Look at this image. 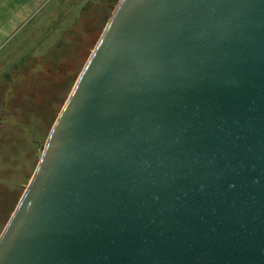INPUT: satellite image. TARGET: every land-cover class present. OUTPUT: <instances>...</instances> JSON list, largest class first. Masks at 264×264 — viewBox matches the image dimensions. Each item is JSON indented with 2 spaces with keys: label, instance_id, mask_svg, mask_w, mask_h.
Segmentation results:
<instances>
[{
  "label": "water",
  "instance_id": "95a60500",
  "mask_svg": "<svg viewBox=\"0 0 264 264\" xmlns=\"http://www.w3.org/2000/svg\"><path fill=\"white\" fill-rule=\"evenodd\" d=\"M0 264H264V0H120Z\"/></svg>",
  "mask_w": 264,
  "mask_h": 264
},
{
  "label": "rangeland",
  "instance_id": "374dc122",
  "mask_svg": "<svg viewBox=\"0 0 264 264\" xmlns=\"http://www.w3.org/2000/svg\"><path fill=\"white\" fill-rule=\"evenodd\" d=\"M119 1L0 0V236ZM47 20L51 62L40 40Z\"/></svg>",
  "mask_w": 264,
  "mask_h": 264
},
{
  "label": "flooded vegetation",
  "instance_id": "af4514ba",
  "mask_svg": "<svg viewBox=\"0 0 264 264\" xmlns=\"http://www.w3.org/2000/svg\"><path fill=\"white\" fill-rule=\"evenodd\" d=\"M50 26L51 25H50L49 21L47 20L45 22L44 31H42V33L40 35V40L43 39L42 44L45 45V55L42 58H44L47 62H51L53 60L52 58L54 57L53 56V46H52V43H51L52 29H49ZM62 35L67 36V31H65V34H62ZM30 58H31L30 62L32 63V62L36 61L37 57L35 56V53H34L33 55L30 56Z\"/></svg>",
  "mask_w": 264,
  "mask_h": 264
}]
</instances>
